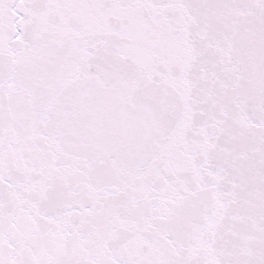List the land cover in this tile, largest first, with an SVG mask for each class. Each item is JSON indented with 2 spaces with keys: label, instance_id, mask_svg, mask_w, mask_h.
Returning <instances> with one entry per match:
<instances>
[{
  "label": "snow or ice",
  "instance_id": "6c2138e0",
  "mask_svg": "<svg viewBox=\"0 0 264 264\" xmlns=\"http://www.w3.org/2000/svg\"><path fill=\"white\" fill-rule=\"evenodd\" d=\"M0 264H264V0H0Z\"/></svg>",
  "mask_w": 264,
  "mask_h": 264
}]
</instances>
